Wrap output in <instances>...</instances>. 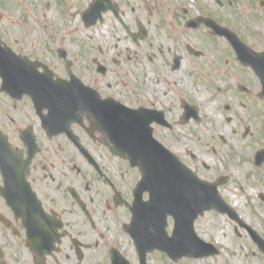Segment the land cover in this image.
<instances>
[{
	"label": "flooded vegetation",
	"instance_id": "1",
	"mask_svg": "<svg viewBox=\"0 0 264 264\" xmlns=\"http://www.w3.org/2000/svg\"><path fill=\"white\" fill-rule=\"evenodd\" d=\"M186 1L87 0L89 16H101L88 28L114 19L132 44L91 45L81 55H71L60 46L26 53L10 44L0 28L1 43L15 55L26 58L9 63L22 67L17 71L20 74H24L23 66L32 67V73L41 82L29 84L22 80L5 86L0 76V135L6 142L4 146L16 155L9 158L14 164L7 166L0 157V264H152L154 256L163 263L175 262L172 255L157 247L150 248L147 242L140 248L138 241L136 244V238L147 239L155 230L149 229L151 222H144L148 230L133 227L141 222H132V218L140 204L148 201L151 185L142 184L140 168L132 165L126 153L125 148L132 143L126 140L125 111L134 110L139 115L140 125L135 127L139 145L145 142L143 129L149 128L151 138L199 179L227 177L199 159L202 145L217 142L214 136L205 141V137L200 139L193 133L192 141L198 144L193 149L190 138L177 131H183L191 122L200 124L202 117L191 98L174 93L178 84L174 76L170 80L157 79L151 87L138 82L127 90V80L142 74L143 65L158 69L157 55L161 53L159 58L172 75L181 69L186 58L205 63L210 52V58L221 59L217 45L205 46L202 39L193 44L183 40L187 32L203 30L210 43L226 42L228 51L222 61L229 64L233 59L239 73L232 78L236 96L249 100V127L244 126L243 135L252 137L258 127L264 138L261 79L252 68L241 64L225 38L200 23L188 27L187 22L196 17L186 18L177 22L186 28L180 29L182 41H176L174 50L154 51L145 44L149 33L139 20L135 31L122 22L124 16H172L179 20L180 16H189V10L182 6ZM214 3L222 6L221 0ZM61 48L63 51L59 52ZM25 72L29 74L28 70ZM190 111L195 115L186 118ZM211 149L213 154L217 153L214 147ZM255 152L252 164L263 166L264 161L255 165ZM5 172L22 179L6 184ZM169 191L173 192V183ZM164 224L166 236L170 237L171 213L164 216ZM257 234L264 240L261 233ZM249 239L264 256L254 239Z\"/></svg>",
	"mask_w": 264,
	"mask_h": 264
},
{
	"label": "rangeland",
	"instance_id": "2",
	"mask_svg": "<svg viewBox=\"0 0 264 264\" xmlns=\"http://www.w3.org/2000/svg\"><path fill=\"white\" fill-rule=\"evenodd\" d=\"M195 1L187 0L182 4L189 10V16H180L179 20L172 16H124L122 22L135 31L136 20H139L149 33L145 44L150 45L152 50H174L172 46L177 45L176 41H182L180 29L186 28L183 24L178 26L177 22L182 23L186 18L205 13L237 33L254 50L264 48V0H221L223 5L220 7L214 0ZM11 2H18L19 5L15 7ZM86 7L87 0H0V28L10 44L16 49L23 48L26 53L60 46L71 55H81L91 45L117 44L122 47L132 44L121 24L114 19H105L104 24L85 28L80 16ZM186 34L183 40H188L190 44L202 39L205 46L217 45L221 59L217 61L216 56L210 58V52L205 63L186 58L181 69L172 75L161 62V53L157 55L158 69L143 65L142 74H134L127 80V90L138 82L151 87L157 79L166 77L170 80L174 76L173 79L178 82L174 93L191 98L198 105L202 117L200 124L191 122L183 127V131H177L190 138L193 149L198 145L192 141L193 133L200 139L205 137V141H209L210 136L215 137L216 143L210 141L202 145L199 159L228 177L227 182L218 188L220 197L246 226L264 236V199L261 198L264 197V165L255 167L252 164L255 148L264 147V138H261L255 125L252 137L243 135L244 128L249 127V100L236 96L232 78L239 76L238 67L232 63V58L229 64L222 61L228 51L224 40L210 43L203 30ZM133 70L136 71L135 67ZM239 102L247 106L242 107ZM227 118L231 121L227 122ZM220 136L222 138L219 139ZM211 147L215 148L216 154L211 152ZM195 230L203 241L214 244L218 249V254L205 258L211 261L209 264H264V256L249 239L247 230L226 214L206 212L195 222ZM155 258L152 264H168ZM194 261L179 260L173 264H192Z\"/></svg>",
	"mask_w": 264,
	"mask_h": 264
},
{
	"label": "water",
	"instance_id": "3",
	"mask_svg": "<svg viewBox=\"0 0 264 264\" xmlns=\"http://www.w3.org/2000/svg\"><path fill=\"white\" fill-rule=\"evenodd\" d=\"M97 17L89 16L86 10L82 13V21L86 27L94 24ZM204 22L207 27L213 30V33L224 36L234 47L239 60L246 66L250 65L257 75L261 78L263 91L260 94L264 96V51L256 53L245 46L237 36L228 28L222 27L213 20L206 18L202 20H191L187 22L189 27L196 26L200 22ZM140 31L144 34L145 31L140 27ZM59 52H62L60 50ZM12 60H19L8 48L0 46V76L3 85H12L19 81H26L29 84L41 83L39 77L32 73V67L23 66L24 74L18 73V69L22 68L17 65L10 64ZM3 62L9 65H3ZM28 70L29 74L25 71ZM21 79V80H20ZM46 83V82H44ZM74 83V82H73ZM54 102H62L64 100H51ZM192 111V110H191ZM186 114L189 118L192 112ZM138 113L126 109V140L132 145L127 146L126 153L128 154L132 165H137L142 173V184H150V198L146 203L139 206L137 216L133 220L139 218V214L144 215L146 222H151L150 229L155 230L154 233L149 234L147 238L150 248L158 247L172 252L174 259L181 256H203L210 255L216 252L213 246L200 240L193 230V223L195 219L202 215L205 211L215 209L220 213H226L230 218L235 219L239 224L243 225L240 218L235 211L229 207L219 196L217 186L223 184L226 178H219L213 183L200 181L194 174L179 163L175 156L151 138L149 128L143 129L144 143L138 144L135 127L140 125L138 123ZM144 123L141 125H148ZM5 141L0 136V157L4 158L3 165H12L13 162L9 158L15 155L4 147ZM255 164L259 165L264 160V149L256 153ZM5 182L17 180L16 175L11 173H4ZM173 183V192H170L171 184ZM141 184V183H140ZM169 212L174 218L173 235L171 239H166L164 232V219L166 213ZM148 216V217H146ZM140 221L143 222L141 218ZM157 222V223H156ZM162 223V225H160ZM245 226V225H244ZM142 231L148 230L144 225L138 226ZM251 236L258 244L259 248L264 251V241L261 240L253 230H249ZM144 234V233H143ZM145 235V234H144ZM140 240V239H139ZM138 239L136 238V243ZM143 241H138V247L142 245ZM144 245V244H143Z\"/></svg>",
	"mask_w": 264,
	"mask_h": 264
},
{
	"label": "bare ground",
	"instance_id": "4",
	"mask_svg": "<svg viewBox=\"0 0 264 264\" xmlns=\"http://www.w3.org/2000/svg\"><path fill=\"white\" fill-rule=\"evenodd\" d=\"M11 4L14 5L15 7H17L19 5L18 2H11ZM207 258H209V257H207ZM209 263H211V261H207V260H205V257H202L199 259H195V261L192 264H209ZM227 264H233V263L227 262Z\"/></svg>",
	"mask_w": 264,
	"mask_h": 264
}]
</instances>
